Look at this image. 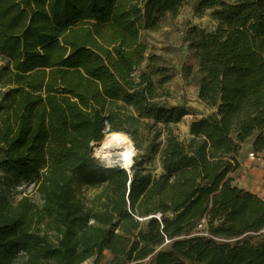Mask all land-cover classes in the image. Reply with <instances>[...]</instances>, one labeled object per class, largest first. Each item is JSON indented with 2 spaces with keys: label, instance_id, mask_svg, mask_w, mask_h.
Returning a JSON list of instances; mask_svg holds the SVG:
<instances>
[{
  "label": "trees",
  "instance_id": "trees-1",
  "mask_svg": "<svg viewBox=\"0 0 264 264\" xmlns=\"http://www.w3.org/2000/svg\"><path fill=\"white\" fill-rule=\"evenodd\" d=\"M190 1L0 0V264H264V197L231 177L243 144L264 152V0L197 2L217 22L191 42L215 112L181 140L169 126L190 113L162 102L141 33ZM111 132L153 137L162 173L96 160Z\"/></svg>",
  "mask_w": 264,
  "mask_h": 264
},
{
  "label": "rangeland",
  "instance_id": "rangeland-1",
  "mask_svg": "<svg viewBox=\"0 0 264 264\" xmlns=\"http://www.w3.org/2000/svg\"><path fill=\"white\" fill-rule=\"evenodd\" d=\"M199 0H191L182 10L180 16L176 19H170L159 32H149L143 30L141 33L142 41L148 46L147 62L149 54L153 56L154 61L151 64L150 71L153 72V79L159 82L163 78H169L162 85L160 94L162 102L167 106H182L189 111V115L185 117L181 123L169 126L170 131L177 135L181 140H188L191 123L196 119L212 116L215 110L204 105L198 97V86L195 77L197 67V57L195 50L191 47V42L196 33L193 28H199L212 32L216 29L217 22L213 17V11L208 10L202 17H198L194 13L195 6ZM229 4H233L238 0H223ZM4 58L0 57V68L5 66ZM146 64L144 65L145 68ZM159 70H164V73H158ZM162 134L158 142H163L166 133L161 125ZM153 137L142 132L140 133L137 148V156L135 160H141L147 170L152 175H160L162 173L160 156L151 153V141ZM248 141L245 144H249ZM96 144L93 145V157L107 167H122L118 156L96 157ZM22 195L29 196L37 204H41V199L38 193L32 190L31 186H23L20 189ZM96 189L86 188L82 193L91 201ZM21 196L14 197V201L20 199ZM207 229L206 221H203L197 228V233H204ZM261 237H257L253 242H259ZM113 262L110 256L103 257V262ZM115 263V262H114ZM141 264H148L142 262Z\"/></svg>",
  "mask_w": 264,
  "mask_h": 264
},
{
  "label": "crops",
  "instance_id": "crops-1",
  "mask_svg": "<svg viewBox=\"0 0 264 264\" xmlns=\"http://www.w3.org/2000/svg\"><path fill=\"white\" fill-rule=\"evenodd\" d=\"M252 151V141L242 145L237 154L240 167L231 177L235 185L258 197H264V152L259 153L258 159L253 160L248 155ZM104 255L110 256L108 252Z\"/></svg>",
  "mask_w": 264,
  "mask_h": 264
},
{
  "label": "bare ground",
  "instance_id": "bare-ground-1",
  "mask_svg": "<svg viewBox=\"0 0 264 264\" xmlns=\"http://www.w3.org/2000/svg\"><path fill=\"white\" fill-rule=\"evenodd\" d=\"M96 157L118 156L122 169L132 173L137 156V148L133 139L124 132H111L96 143Z\"/></svg>",
  "mask_w": 264,
  "mask_h": 264
},
{
  "label": "built area",
  "instance_id": "built-area-1",
  "mask_svg": "<svg viewBox=\"0 0 264 264\" xmlns=\"http://www.w3.org/2000/svg\"><path fill=\"white\" fill-rule=\"evenodd\" d=\"M248 155L253 160L258 159V154H256L254 151L250 152ZM169 243H170V241L169 240H166L164 245H168ZM103 257H105V255ZM103 257L99 261H97L96 259L93 258V259H90V260L86 261L83 264H113L111 261H109V262H103ZM146 261H144V262H146Z\"/></svg>",
  "mask_w": 264,
  "mask_h": 264
},
{
  "label": "water",
  "instance_id": "water-1",
  "mask_svg": "<svg viewBox=\"0 0 264 264\" xmlns=\"http://www.w3.org/2000/svg\"><path fill=\"white\" fill-rule=\"evenodd\" d=\"M129 173V172H128Z\"/></svg>",
  "mask_w": 264,
  "mask_h": 264
}]
</instances>
